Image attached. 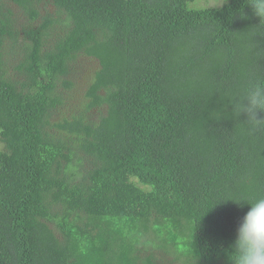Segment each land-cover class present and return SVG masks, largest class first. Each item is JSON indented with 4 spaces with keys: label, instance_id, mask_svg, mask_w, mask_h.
I'll return each mask as SVG.
<instances>
[{
    "label": "trees",
    "instance_id": "16d2710c",
    "mask_svg": "<svg viewBox=\"0 0 264 264\" xmlns=\"http://www.w3.org/2000/svg\"><path fill=\"white\" fill-rule=\"evenodd\" d=\"M207 2L0 0V264H231L264 27Z\"/></svg>",
    "mask_w": 264,
    "mask_h": 264
},
{
    "label": "clouds",
    "instance_id": "9594fccd",
    "mask_svg": "<svg viewBox=\"0 0 264 264\" xmlns=\"http://www.w3.org/2000/svg\"><path fill=\"white\" fill-rule=\"evenodd\" d=\"M246 2L254 15L260 18V23L256 27H264L262 23L264 22V0H246ZM225 3L227 0H221L219 7ZM240 16L244 18L242 10ZM228 98L233 103V112L236 116L245 114L247 117L245 122L253 128L264 125V118H258L259 113H264V79L258 78L241 94ZM227 200L235 202L240 207H243L245 202L250 205V210L243 216L237 228L234 243L230 246L231 264H264V197L254 201L232 198L221 201Z\"/></svg>",
    "mask_w": 264,
    "mask_h": 264
},
{
    "label": "rangeland",
    "instance_id": "374dc122",
    "mask_svg": "<svg viewBox=\"0 0 264 264\" xmlns=\"http://www.w3.org/2000/svg\"><path fill=\"white\" fill-rule=\"evenodd\" d=\"M219 4H220V0H208V2L206 3V6L219 5Z\"/></svg>",
    "mask_w": 264,
    "mask_h": 264
}]
</instances>
